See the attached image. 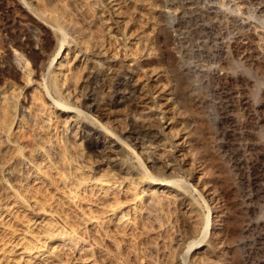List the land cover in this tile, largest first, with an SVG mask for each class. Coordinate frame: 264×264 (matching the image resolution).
<instances>
[{"label":"rangeland","instance_id":"obj_1","mask_svg":"<svg viewBox=\"0 0 264 264\" xmlns=\"http://www.w3.org/2000/svg\"><path fill=\"white\" fill-rule=\"evenodd\" d=\"M94 1L0 0V264H264V0Z\"/></svg>","mask_w":264,"mask_h":264},{"label":"bare ground","instance_id":"obj_2","mask_svg":"<svg viewBox=\"0 0 264 264\" xmlns=\"http://www.w3.org/2000/svg\"><path fill=\"white\" fill-rule=\"evenodd\" d=\"M94 2H96V0L94 1ZM64 7V6H63ZM58 12V11H57ZM44 14H46V13H44ZM60 16V15H59ZM59 16H57L58 18H59ZM59 20V19H58ZM121 22V21H120ZM122 25H124V24H122ZM126 27V26H125ZM61 32V31H60ZM61 35L63 36V34H62V32H61ZM78 41V40H77ZM77 43V42H76ZM96 43V42H95ZM81 46H83V45H81ZM79 47V46H78ZM78 49V48H77ZM67 51V50H66ZM79 52V51H78ZM77 52V53H78ZM81 52V51H80ZM83 52V51H82ZM66 55V54H65ZM27 70V69H26ZM25 71V70H24ZM23 71V72H24ZM27 74V73H26ZM68 74H64L63 73V70H62V64L61 63H59L58 64V69H55L54 71H49L48 72V76H47V78H46V81H45V85H44V90H45V92H49V90L50 91H53L54 93H56V94H60L62 91H65L66 89H65V87H67L70 83H72V82H74L73 81V78H72V76H71V74H69L68 76H67ZM26 76V75H25ZM28 77V76H27ZM25 78V77H24ZM26 79V78H25ZM27 80V79H26ZM32 83V82H31ZM27 86H30L31 84H30V82H28L27 84H26ZM34 88V87H33ZM33 90V89H32ZM2 97V96H1ZM35 98V97H34ZM2 99V98H1ZM36 99V98H35ZM3 101H5V100H3ZM41 106V105H40ZM64 109H62L61 110V112H62V115L63 116H65L66 118L65 119H68V120H72V119H76L77 118V116L79 115V111L78 110H76V109H74V108H66V107H63ZM41 110H43V109H41ZM45 111V110H44ZM45 112H47V111H45ZM32 113V112H31ZM13 115H14V105L12 104V103H5L4 104V102H3V104H2V106H1V110H0V127H1V130L3 131V132H5V133H7V132H9L10 130H11V128H12V126H13V121H14V117H13ZM51 117V116H50ZM64 119V120H65ZM38 122V121H37ZM39 124V123H38ZM65 124V123H64ZM69 124V123H68ZM40 125V124H39ZM66 126V125H65ZM67 127V126H66ZM68 130V129H67ZM44 133H45V131H44ZM49 135V134H48ZM52 135V134H51ZM42 137V136H41ZM54 137V136H53ZM55 139V138H54ZM54 139H53V141H54ZM54 144V143H53ZM42 145V144H41ZM57 146V145H56ZM60 146V145H59ZM54 147V146H53ZM19 149H21V148H19ZM54 149V148H53ZM61 149V148H60ZM71 150V149H70ZM38 150H35V152H37ZM63 151V150H62ZM13 153H14V151H13ZM53 153V152H52ZM58 153V152H57ZM71 153H72V151H71ZM20 154V153H19ZM18 153H17V156H16V159H15V162H14V169H12V170H9V171H7V176L9 177V178H15V177H17L18 176V172H20L21 173V167H22V157L19 155ZM55 154V153H54ZM56 155V154H55ZM59 155V154H58ZM48 156V155H47ZM47 156H45V157H47ZM60 156H62V155H60ZM68 156V155H67ZM34 157V156H33ZM49 157V156H48ZM35 159H36V157H35ZM34 159V160H35ZM40 159V158H39ZM47 159V158H46ZM12 160V159H11ZM38 160V159H37ZM47 160H49V159H47ZM53 160V159H52ZM61 161H62V163H64L65 164V161L63 160V159H60ZM10 161V160H9ZM41 161V160H40ZM54 161V160H53ZM52 161V162H53ZM56 161V160H55ZM33 163V165L35 166V167H37V166H39V163H37V162H32ZM46 163V162H45ZM41 164V163H40ZM47 164V163H46ZM54 164V163H53ZM76 165V164H75ZM79 166V165H78ZM28 167V166H27ZM44 166H43V164H42V168H43ZM51 167V166H50ZM2 168V167H1ZM40 168V167H39ZM41 168V169H42ZM48 168V167H47ZM54 168V167H53ZM85 168V167H84ZM25 169V168H24ZM40 169V170H41ZM45 169V168H44ZM83 169V168H82ZM81 169V170H82ZM31 170V169H30ZM48 170H50V168H48ZM86 170V169H85ZM43 171V170H42ZM51 171V170H50ZM40 172V171H39ZM44 172V171H43ZM42 172V173H43ZM84 172V171H83ZM88 172V171H87ZM33 173V172H32ZM36 173V172H35ZM38 173V172H37ZM46 173V172H45ZM48 173V172H47ZM89 173V172H88ZM50 174V173H49ZM85 174V173H84ZM52 175H54V174H52ZM65 175V174H64ZM67 175V174H66ZM90 176H91V174H89ZM20 176V175H19ZM39 176V175H38ZM86 176V175H85ZM108 176V175H107ZM31 177V176H30ZM39 178H41V177H39ZM43 178H44V176H43ZM66 178V177H65ZM23 179V178H22ZM46 179V178H45ZM11 180V179H10ZM27 180V179H26ZM41 180V179H40ZM107 180V179H106ZM32 181V180H31ZM37 181V180H36ZM45 182V181H44ZM103 182H105V181H103ZM102 182V183H103ZM7 183V182H6ZM27 184H28V182H26ZM31 183V182H30ZM157 183V182H156ZM37 184V183H36ZM43 184H46V183H42V185ZM67 184V183H66ZM94 184V183H93ZM135 184V183H134ZM167 184H170V185H174V183H172V182H168ZM12 185H14V184H12ZM46 185H48V184H46ZM72 185V184H71ZM96 185V184H95ZM138 185V184H137ZM160 186V185H166V184H162V183H157L156 184V186ZM16 186V185H15ZM66 186V185H65ZM69 186V185H68ZM101 186V185H100ZM109 186V185H108ZM130 186V185H129ZM67 187V186H66ZM103 187V186H102ZM138 187V186H137ZM170 187V186H169ZM5 188V187H4ZM22 188V187H21ZM59 188V187H58ZM61 188V187H60ZM71 188V187H70ZM115 188H117V186L115 187ZM120 188V187H119ZM136 188V187H135ZM159 188V187H158ZM20 189V188H19ZM29 189V188H28ZM95 189V188H94ZM102 189H104V188H102ZM107 189V188H106ZM17 190H18V188H17ZM59 190V189H58ZM76 190V189H75ZM74 190V191H75ZM95 190H97V189H95ZM19 191V190H18ZM66 191V190H65ZM70 191V190H69ZM105 191V190H104ZM109 191V190H108ZM122 191V190H121ZM137 191V190H136ZM3 192V191H2ZM26 192V191H25ZM113 192V191H112ZM116 192V191H115ZM169 192H170V190H169ZM175 192V191H174ZM6 193V192H5ZM105 193V192H104ZM108 193V192H107ZM3 194V193H2ZM68 194V193H67ZM99 194V193H98ZM111 194V193H110ZM134 194V193H133ZM4 195V194H3ZM12 195V194H11ZM10 195V196H11ZM22 195V194H21ZM23 195H24V193H23ZM22 195V196H23ZM34 195V194H33ZM57 195V194H56ZM62 195V194H61ZM75 195V194H74ZM6 196V195H5ZM13 196V195H12ZM104 196V195H103ZM132 196V195H131ZM147 196V195H146ZM6 197H9V196H6ZM5 197V198H6ZM24 197V196H23ZM30 197H33V196H30ZM135 197V196H134ZM138 197V196H137ZM16 198V197H15ZM62 198V197H61ZM36 199H37V197H36ZM136 198H134V200H135ZM148 199V198H147ZM174 199V198H173ZM13 199H11V201H12ZM31 200V199H30ZM39 200V199H38ZM59 200H61V199H59ZM175 200V199H174ZM40 201V200H39ZM46 201V200H45ZM62 201H63V199H62ZM67 201V200H66ZM47 202H49V201H47ZM78 202H79V200H78ZM141 202V201H140ZM12 203V202H11ZM13 203H15V202H13ZM42 203V202H41ZM46 203V202H45ZM57 203V202H56ZM65 203H67V202H65ZM138 203V202H137ZM8 204V203H7ZM20 204V203H19ZM49 204H51V203H49ZM55 204V203H54ZM134 204V203H133ZM2 205V204H1ZM9 205H11L10 203H9ZM8 205V206H9ZM23 205V204H22ZM35 205V204H34ZM52 205V204H51ZM50 205V206H51ZM63 205V204H62ZM62 205H61V207H62ZM70 205V204H69ZM131 205V204H130ZM5 206H7L6 204H5ZM20 206V205H19ZM46 206V205H45ZM133 206V205H132ZM136 206V205H135ZM2 207H3V205H2ZM13 206L11 205V208H12ZM34 207V206H33ZM65 207V205L63 206V208ZM70 207V206H69ZM124 207V206H123ZM129 207V206H128ZM137 207H138V205H137ZM35 208H38V207H35ZM75 208V207H74ZM112 208V207H111ZM130 209H131V207H129ZM140 208V207H139ZM187 208V207H186ZM39 209V208H38ZM65 209V208H64ZM67 209H68V207H67ZM9 210V209H8ZM37 210V209H36ZM53 210H55V209H53ZM62 210V209H61ZM71 210V209H70ZM119 210V209H118ZM125 209H123V211H124ZM129 210V209H128ZM11 211V210H10ZM16 211V210H15ZM18 211V210H17ZM16 211V212H17ZM4 212V211H3ZM21 212V211H20ZM54 212H56V211H54ZM59 211H57V213H58ZM62 212H63V210H62ZM189 212V211H188ZM187 212V213H188ZM2 213V212H1ZM11 213H12V211H11ZM15 213V212H14ZM19 213V212H18ZM35 213V212H34ZM33 213V214H34ZM37 213H39L38 211H37ZM111 213V212H110ZM117 213V212H116ZM124 213H126V211L124 212ZM135 213H136V211H135ZM186 213V212H185ZM186 213V215H188ZM192 213V212H191ZM3 214H5V213H3ZM112 214V213H111ZM110 214V215H111ZM115 214V213H114ZM134 214V213H133ZM10 215V214H9ZM13 215V214H12ZM12 215H10V216H12ZM30 215V214H29ZM41 215V214H40ZM63 215V214H62ZM68 215V214H67ZM135 215V214H134ZM137 215H139L138 213H137ZM190 215H192L193 216V214H190ZM189 215V216H190ZM9 216V217H10ZM61 216V215H60ZM65 216V215H64ZM112 216V215H111ZM126 216V215H125ZM188 216V217H189ZM1 217V216H0ZM39 217V216H38ZM106 217V216H105ZM114 217V216H113ZM116 221H117V224L120 226V225H124V222H123V220H125L124 218H122V215H121V213H118L116 216ZM42 218V217H41ZM49 218V217H48ZM65 218V217H64ZM111 218V217H110ZM24 219V218H23ZM46 219V218H45ZM66 219V218H65ZM112 219V218H111ZM174 219V218H173ZM25 220V219H24ZM49 220V219H48ZM107 220V219H106ZM105 220V221H106ZM21 221V220H20ZM28 221V220H27ZM60 221V220H59ZM68 221H69V218H68ZM116 221H114V222H116ZM127 221V220H126ZM9 222V221H8ZM13 222V221H12ZM18 222V221H17ZM111 222V221H110ZM192 223H193V225H192V230H194L195 231V225L194 224H203L204 226H203V229H202V231L200 232V241L199 242H202L207 236H208V233H209V228H210V220H209V216H206V217H204V218H197V219H195L194 221H192ZM1 224V223H0ZM6 224V223H5ZM4 224V225H5ZM39 224V223H38ZM68 224V223H67ZM99 224V223H98ZM109 224V223H108ZM115 224V223H114ZM171 224V223H170ZM189 224V223H188ZM8 226H10L9 225V223L7 224ZM6 225V226H7ZM13 225V224H12ZM16 225H17V223H16ZM22 225V224H21ZM28 225V224H27ZM27 225H25V226H27ZM89 225V224H88ZM128 225V224H127ZM173 225V224H172ZM5 226V227H6ZM32 226V225H31ZM117 226V225H116ZM116 226H114V227H116ZM130 226V225H129ZM174 227H176L175 226V224L173 225ZM46 227V226H45ZM123 227V226H122ZM126 227V226H125ZM124 227V228H125ZM26 228V227H25ZM120 228H118V230H119ZM122 229V228H121ZM171 229V228H170ZM178 229V228H177ZM20 231L18 232V234L19 233H22L21 232V229H19ZM35 230V229H34ZM71 230V229H70ZM1 231V230H0ZM25 231H27V230H25ZM48 231V230H47ZM179 231V230H178ZM188 231H189V229H188ZM34 232V231H33ZM45 232H46V230H45ZM50 232V231H49ZM79 232V231H78ZM190 232V231H189ZM8 234H9V232H7ZM35 233V232H34ZM41 233V232H40ZM39 234V233H38ZM7 235V234H6ZM12 235V234H11ZM10 235V236H11ZM20 235V234H19ZM25 235V234H24ZM46 236H47V234H46ZM46 236H45V238H46ZM82 236V235H81ZM12 237V236H11ZM16 237V236H15ZM18 237V236H17ZM22 237V236H21ZM26 237H27V235H26ZM36 237H37V234H36ZM8 238H9V235H8ZM30 238H31V236H30ZM41 239H42V237H40ZM69 237L67 236V238H65V237H63L62 236V234H60V231H59V233H58V231L57 232H54L53 231V233L51 234V236H50V238H48V242H45V243H42L44 246V248H39V249H35V251H30V250H28V249H26V248H23V247H21V248H23V249H20L21 251H20V259H27V261L30 263V264H34V262L36 261V260H39V261H41L40 259H42L43 260V262H50L51 263V256L54 254V252H53V248H55V246L54 245H56L57 243H60V244H62L66 249H68V250H71L72 249V247H73V242H72V240H70V239H68ZM18 239V238H17ZM22 238H20V240H21ZM29 239V238H28ZM32 239V238H31ZM37 239V238H36ZM13 240H15V239H13ZM19 240V239H18ZM34 240V239H33ZM33 240H31V242L33 241ZM45 240V239H44ZM45 240V241H46ZM78 240V239H77ZM17 241V240H16ZM39 241H40V239H39ZM76 241V240H75ZM74 241V242H75ZM126 241V240H125ZM4 242V241H3ZM14 242V241H13ZM15 243H18V242H15ZM23 243H25V242H23ZM22 243V244H23ZM27 243V242H26ZM47 243V245L48 244H51V246H53V248L51 249L52 250V253H50L49 251H47V250H45V248H46V246H45V244ZM3 244V243H2ZM34 244H35V242H34ZM197 244H199V243H192V245H190V248H192V247H194V246H196ZM16 246V245H15ZM40 246V245H39ZM50 246V247H51ZM60 246V245H59ZM63 246H61V250H62V247ZM76 246V245H75ZM74 246V247H75ZM26 247H27V244H26ZM38 247V246H37ZM36 247V248H37ZM9 248V247H8ZM31 248V247H30ZM18 249V248H17ZM32 249V248H31ZM74 249V248H73ZM87 249H89V248H87ZM118 249H119V247H118ZM7 250V249H6ZM12 250V249H11ZM56 250V249H55ZM58 250V249H57ZM92 250V249H91ZM64 251V250H63ZM66 251V250H65ZM64 251V252H65ZM78 251V250H77ZM13 252V251H12ZM16 252V251H15ZM57 252V251H56ZM72 252H73V250H72ZM4 253V252H3ZM58 253H59V251H58ZM57 253V254H58ZM70 253V252H69ZM68 253V254H69ZM74 253V252H73ZM18 254V253H17ZM61 254H62V251H61ZM71 254V253H70ZM89 254V253H88ZM176 254V253H175ZM66 255V254H65ZM80 255V254H79ZM78 255V256H79ZM82 255H83V253H82ZM85 255V254H84ZM18 256V255H17ZM61 256V255H60ZM60 256H58V257H60ZM67 256V255H66ZM86 256V255H85ZM7 257V256H6ZM53 257V256H52ZM57 257V258H58ZM88 257V256H87ZM16 259H17V257H15ZM75 258H77V257H75ZM74 258V259H75ZM80 258V257H79ZM55 259V258H54ZM53 259V260H54ZM64 259V258H63ZM71 259V258H70ZM5 260V262H6V258L4 259ZM56 260V259H55ZM73 260V259H72ZM11 261V260H10ZM14 261V260H13ZM67 261H69V259L67 260ZM75 261V260H74ZM91 261V260H90ZM38 262V261H37ZM55 262V261H54ZM53 262V264H55V263H57L58 261H56L55 263ZM76 262V261H75ZM80 262H81V259H80ZM79 262V263H80ZM85 262H86V260H85ZM97 262V261H96ZM12 263V262H11ZM15 263V262H14ZM27 263V262H26ZM25 263V264H26ZM88 263V262H87ZM93 263V262H92ZM2 264V263H1ZM3 264H5L4 263V261H3ZM8 264V263H7ZM10 264V263H9ZM22 264V263H21ZM46 264H49V263H46ZM57 264H60V263H57ZM86 264V263H85Z\"/></svg>","mask_w":264,"mask_h":264}]
</instances>
